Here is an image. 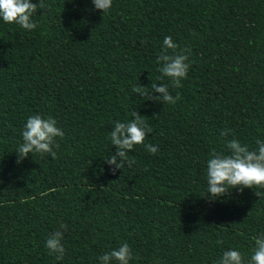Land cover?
Wrapping results in <instances>:
<instances>
[{"label": "trees", "instance_id": "trees-1", "mask_svg": "<svg viewBox=\"0 0 264 264\" xmlns=\"http://www.w3.org/2000/svg\"><path fill=\"white\" fill-rule=\"evenodd\" d=\"M44 3L30 32L0 19V264H100L123 243L130 264L250 255L264 232V195L254 192L264 189L210 201L206 162L233 138L250 148L264 140V0H113L104 14L92 0ZM165 36L191 50L182 88L157 79ZM153 82L181 98L163 104L132 91ZM133 111L153 129L144 144L158 152L137 145L135 163L113 174L110 132ZM35 114L63 130L57 158L17 163ZM61 222L58 261L46 240Z\"/></svg>", "mask_w": 264, "mask_h": 264}, {"label": "clouds", "instance_id": "clouds-1", "mask_svg": "<svg viewBox=\"0 0 264 264\" xmlns=\"http://www.w3.org/2000/svg\"><path fill=\"white\" fill-rule=\"evenodd\" d=\"M113 0H92L94 7L107 13L112 7ZM47 5L44 0L32 3L31 0H0V19L6 24L18 25L25 31H32L37 28L33 17L38 10H45ZM40 13H43L40 12ZM191 50L180 48L171 36H165L163 40V51L157 57L156 63L160 65L158 71L161 73L158 80L168 78L173 88H182V81L187 78L190 68L189 56ZM145 100L162 102L163 104H176L181 98L177 92L174 97L169 91L167 83H151L150 87L136 85L132 89ZM159 94V95H156ZM133 119L127 123L115 121L110 132V140L115 146V153L105 162L115 174L123 170L125 165L131 167L135 161L130 159L129 152L137 145H144L147 152L155 155L158 146L144 144L148 135L153 131L144 116L137 111L131 113ZM230 129L222 131L221 135L228 136ZM22 143L17 150V163H21L29 155L45 154L53 159L57 158V150L60 148L57 138H64L63 130L57 126V121L49 116L44 118L35 114L27 118L22 130ZM256 147L250 148L248 144L238 139L228 140L225 144V151L213 150L207 159L206 178L207 194L210 201L228 195L232 190L243 192L244 189H264V140L257 139ZM257 197L264 195V192L255 191ZM68 226L61 222L58 229L46 240V247L49 254L55 255L58 261H62L66 249L62 243L64 233ZM254 246L251 254L242 253L237 249H229L223 252L218 264H264V232L252 237ZM222 244V240L217 241ZM100 264H130L133 259V251L127 243L121 244L118 248L105 252L98 257Z\"/></svg>", "mask_w": 264, "mask_h": 264}]
</instances>
